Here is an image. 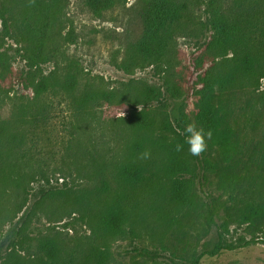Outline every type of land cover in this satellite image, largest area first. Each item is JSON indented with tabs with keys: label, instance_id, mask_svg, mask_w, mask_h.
<instances>
[{
	"label": "trees",
	"instance_id": "16d2710c",
	"mask_svg": "<svg viewBox=\"0 0 264 264\" xmlns=\"http://www.w3.org/2000/svg\"><path fill=\"white\" fill-rule=\"evenodd\" d=\"M63 1L0 0V205L7 193H21L22 202L16 204L19 213L28 201V187L49 183L52 156L39 149V141L47 136L54 115L62 112L68 119L69 139L58 171L87 175L88 182L81 189L42 192L38 207L45 201L63 203L69 217L77 216L90 228L97 224L102 241L139 236L144 196L156 200L160 180L169 184V202L192 208L193 179H198L194 160L202 182L211 185L210 177H215L216 188L231 203L230 210L224 209L223 231L231 223L253 225L264 219V200L258 199L264 196V186L238 171L240 163L251 161L244 151L242 116L254 113L240 109L239 102L242 94L257 92L264 79V0H135L128 9V23L134 31L120 40L112 64L126 75L152 67L160 73L164 91L148 84L137 88L130 81L110 87L78 71L45 72L42 66L52 58L53 36L63 29ZM83 1L99 14L101 5L110 7L115 0ZM72 25L63 39L74 44L78 38ZM181 45H193L197 51L189 89L194 98V124L211 130L207 144L212 153L194 160L186 144L176 150V144H183V135L172 127L166 105L161 103L165 95L179 100L185 93L176 75ZM17 60L23 67L13 70ZM8 79L9 86L4 88ZM12 83L21 87V93ZM151 102L158 103L153 112ZM132 104L140 109L130 110ZM106 107L127 108L128 115L107 122L102 118ZM187 120L181 112L176 125L182 130L180 125L188 124ZM145 151L147 158L142 157ZM154 208L145 213L160 220L158 207ZM31 216L32 212L26 215L23 226H28ZM173 221L169 219L170 225ZM71 226L64 224L68 229ZM55 237L50 232L38 243L46 264H107V249L78 256L70 241ZM154 258L144 256V260ZM186 262L198 264V258L190 256Z\"/></svg>",
	"mask_w": 264,
	"mask_h": 264
},
{
	"label": "rangeland",
	"instance_id": "374dc122",
	"mask_svg": "<svg viewBox=\"0 0 264 264\" xmlns=\"http://www.w3.org/2000/svg\"><path fill=\"white\" fill-rule=\"evenodd\" d=\"M134 1L115 0L110 7L108 3H104L100 7L101 13L94 14L84 5L83 0H64L61 4L63 29L60 34L53 36V47L50 48L52 58L42 66L44 71L57 69V72L63 74L78 71L86 78L96 81L102 79L110 87L118 82L130 81L137 88L140 84H148L164 91L160 73L152 67L126 75L112 64V55L121 47L120 40L126 39L134 31V26L128 23V9ZM70 22H73L72 26L78 38L74 44L63 39L64 34L72 28ZM181 41L182 39L179 44ZM9 43L12 44V41ZM196 52L193 45L179 46L180 70L176 75L181 77L185 93L179 100H170L166 95L161 100L169 112L172 127L180 134L185 127L180 125L181 130L176 125L181 112L186 115L188 123H194V98L189 94V89L195 78L193 68ZM22 67L23 64L19 60L12 64L13 70ZM9 81L11 79L4 82V88L9 86ZM13 87L17 93H21L20 86L14 84ZM157 105L158 103L151 102L150 111L153 112ZM239 105L243 111L250 110L254 113L250 116L241 115L240 127H245L244 151L251 161L246 165L240 163L238 171L243 176H252L264 186V79L257 92L251 95L242 94ZM133 109H140V106L132 104L130 110ZM127 111V108L106 107L102 111V118L107 122H114L126 117ZM54 116L49 124L47 136L39 141V149L49 151L52 156L48 159L50 169H54L49 183L41 181L28 187V201L19 213L16 204L22 202L21 193H7L4 195L3 204L0 205V264H46L47 260L38 243L50 232H55L57 241H70L69 246L73 244L76 247L78 256L95 251L101 253L99 250L107 249V264H187V258L190 256L198 258V264H264V219L257 220L253 225L231 223L227 231L220 227L224 209L230 210L231 203L227 196L216 188L215 177H210L211 185L202 182L200 166L197 168V161L194 160L212 153L213 149L209 147L207 140L205 150L198 156L192 155L196 164L195 175L198 176V179H193L196 194L193 207H175L167 197L169 184L160 180L159 197L153 201L149 195L144 196L139 236L127 234L104 242L101 240L102 234L97 224L93 223L90 228L77 219V216L69 217L67 206L63 203L52 204L45 201L41 203V208L38 207V203L42 202V192L62 191L66 188L81 189L85 188L84 184L88 182L87 175L69 176L64 174L65 171H58L63 150L69 139L65 130L68 119L62 112ZM87 169L88 166L84 163V170ZM245 169L249 174H246ZM184 176L188 178L187 174ZM258 199L263 201L264 196L258 195ZM214 206L217 209L210 213ZM154 207H158L160 220L151 213H145ZM238 208H242V204H239ZM30 212L32 216L28 226H23V221ZM170 218L174 220L171 225ZM66 222L72 224L69 229L64 227ZM222 245H230L233 249L217 247ZM142 249L146 250L145 253ZM147 254L154 255V261L144 260Z\"/></svg>",
	"mask_w": 264,
	"mask_h": 264
},
{
	"label": "clouds",
	"instance_id": "9594fccd",
	"mask_svg": "<svg viewBox=\"0 0 264 264\" xmlns=\"http://www.w3.org/2000/svg\"><path fill=\"white\" fill-rule=\"evenodd\" d=\"M183 144H176L175 148L180 151L184 144L187 145V151L193 155L198 156L206 148V140L211 138V130H204L198 128L194 123L185 125L182 131ZM149 153L145 151L142 153L143 158H147Z\"/></svg>",
	"mask_w": 264,
	"mask_h": 264
}]
</instances>
